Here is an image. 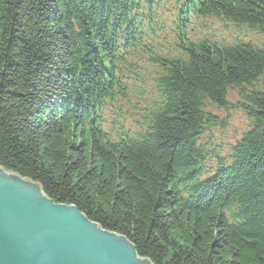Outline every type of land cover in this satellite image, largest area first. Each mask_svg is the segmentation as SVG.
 I'll return each instance as SVG.
<instances>
[{"label": "trees", "instance_id": "1", "mask_svg": "<svg viewBox=\"0 0 264 264\" xmlns=\"http://www.w3.org/2000/svg\"><path fill=\"white\" fill-rule=\"evenodd\" d=\"M194 15L264 33V0H0V167L152 264H264V47L192 42ZM234 88L251 125L205 161Z\"/></svg>", "mask_w": 264, "mask_h": 264}, {"label": "water", "instance_id": "2", "mask_svg": "<svg viewBox=\"0 0 264 264\" xmlns=\"http://www.w3.org/2000/svg\"><path fill=\"white\" fill-rule=\"evenodd\" d=\"M0 264H152L129 240L0 167Z\"/></svg>", "mask_w": 264, "mask_h": 264}, {"label": "rangeland", "instance_id": "3", "mask_svg": "<svg viewBox=\"0 0 264 264\" xmlns=\"http://www.w3.org/2000/svg\"><path fill=\"white\" fill-rule=\"evenodd\" d=\"M197 22L199 21L197 20ZM187 34L193 39H217L223 36L228 43L234 40L249 41L257 44L264 42V35L261 33L257 34L244 26L234 27L231 24L227 25L226 22L224 23L217 19H213L208 27L195 28L191 32L187 30ZM256 87L264 92V74H262L258 82H256ZM237 92V89L228 91L227 101L230 105H233V107L229 109H217L212 105H207L206 107L207 110L218 119H224V117H226L227 126L225 128L212 126L197 138V145L204 146L203 154H205V161H217L219 159L220 161H232V149L240 142L242 135L249 130V121L246 115L240 108L234 107L236 102L241 101ZM109 114H111V111H107L104 114L106 121L105 128L110 127L112 116ZM125 118V121H123L124 127H133V125H135L128 120V117Z\"/></svg>", "mask_w": 264, "mask_h": 264}, {"label": "bare ground", "instance_id": "4", "mask_svg": "<svg viewBox=\"0 0 264 264\" xmlns=\"http://www.w3.org/2000/svg\"><path fill=\"white\" fill-rule=\"evenodd\" d=\"M149 5H151L150 3L148 4V6ZM133 7H135V6H133ZM143 7H145V5L143 6ZM139 12L141 13V14H143V16H144V13H145V16L146 17H149V18H152L150 21H155V19H156V17H157V13H155V10H153V7H149V8H146L145 9V11L143 10V9H140L139 10ZM167 11H164V12H162L161 14H159V17L160 18H166V17H169V13L167 12ZM135 14H139L137 11H135ZM154 19V20H153ZM213 19H217V20H219V21H222V22H226L227 23V25H229V24H231V25H233L234 27H236V26H244V27H247L249 30H251V31H254V32H256L257 34L258 33H261V34H263L264 35V33H262V32H260V31H257L256 29H255V27L253 28H251V27H249L248 25H246V24H240V23H233V22H231V21H225V20H223L221 17H214V18H204V17H201L200 15H194V16H192L189 20H190V23L188 24L189 26H191V27H194V28H202L203 26H207L208 27V25H210L211 23H212V20ZM195 20H198L199 22H197V21H195ZM170 34H171V32H170ZM185 37H187L190 41H192V42H198V41H206L207 42V45L209 46V47H213L212 45H215V44H217L218 46H221V45H233V44H237V43H241V44H251V45H253V46H256V47H259V48H263L264 47V42H262V43H259V44H257V43H251V42H249V41H240V40H234L233 42H230V43H228V42H226V40H225V38L223 37V36H220V37H218L217 39H204V38H195V39H193V38H191L190 37V35H188L187 33L185 34ZM262 74H264V72L262 73ZM261 77V76H260ZM260 77H258V79H257V81L256 82H258V80H259V78ZM145 81H152V79L150 78V76H146L145 77ZM256 82H253L250 86H246V87H240V88H243L245 91H253V90H256V91H259L260 89L259 88H257L256 87ZM234 89H236V88H234ZM229 90H233V89H229ZM228 90V91H229ZM238 90V89H237ZM228 91H227V94H228ZM238 95H239V98L241 99V101H238V102H236L235 103V105H234V107H238V108H240L241 110H242V112L246 115V113L244 112V110H243V108L240 106L243 102H242V98H241V96H240V92H239V90H238ZM227 94H226V97H225V99H224V103L225 104H223V105H226V107L229 109L230 107H233V105H230L229 103H228V101H227ZM133 103V102H132ZM144 105V104H143ZM207 105L208 106H214V107H216L217 109H223V108H219V107H217L216 106V104L215 103H213V102H210V101H207V102H205V104H204V106H205V110L203 111V113L204 114H206V115H208V116H211V118L210 119H214V117L213 116H215V115H213L211 112H209L208 110H207ZM142 109V107H139V110H141ZM213 115V116H212ZM246 117H247V115H246ZM247 119H248V117H247ZM220 120H223V123H214V127H218V128H225L226 126H227V119H226V117H224V119H220ZM248 121H249V127H250V125H251V121H250V119H248ZM212 126H205V131L206 130H209L210 128H211ZM133 128V129H132ZM125 129H129V137L130 136H133V134H131V133H134V130H136V127H126ZM241 139V138H240Z\"/></svg>", "mask_w": 264, "mask_h": 264}]
</instances>
